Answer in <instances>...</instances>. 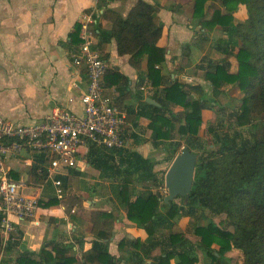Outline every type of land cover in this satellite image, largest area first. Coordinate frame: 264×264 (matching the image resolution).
<instances>
[{
    "label": "crops",
    "instance_id": "1",
    "mask_svg": "<svg viewBox=\"0 0 264 264\" xmlns=\"http://www.w3.org/2000/svg\"><path fill=\"white\" fill-rule=\"evenodd\" d=\"M137 1L0 0V114L5 118L19 124H34L42 121L55 106L69 107L81 113L79 97L81 90L86 88L87 76L85 72L82 74L81 89L75 87L71 52L79 44L73 42L72 34L77 23H82L88 14L95 18L91 24L94 44L108 62L109 70L115 69L129 78L127 84L120 82V85L114 77L109 76L108 81L105 78V93L127 115L128 146L122 152L93 145L81 146L77 165L56 174L63 180V198L56 196L50 178L41 183L32 174L35 161L32 150H23L20 155L7 159L6 166L13 177L23 178L26 183L23 192L38 197L42 203L33 217L10 216L15 229L9 239L12 236L18 239L10 246L7 240L0 264H17L22 254L41 261L40 250L44 244H48L50 250L54 244L65 245L67 253L81 261L83 252L91 249L96 231L102 229L111 231L109 252L117 260L120 258L121 264H126V259L134 254L143 261L130 259L128 264L151 263L152 259L146 258L138 247L127 243L120 246L127 238L143 242L148 238V232L129 219L118 198V185L123 182V171L127 167L135 171V162L139 159L136 155L153 162L151 172L160 182L165 181L174 159L167 158L162 146H154L150 118L139 112L144 100L160 106L157 98L162 97L161 89L174 81L204 85L202 72L207 63L202 61L204 57L220 59L223 56L213 42L225 34L220 26L211 33L204 32L193 17L194 0H146L157 5L155 20L163 24L158 45L166 49V62L160 66L164 83L154 87L147 75V56L140 64L132 63L130 54L118 52L114 38L99 43L95 29L96 25L111 29L115 15L126 16ZM211 15L212 11L208 12L207 7V17ZM234 16L236 22L244 21L248 16L246 5L240 4ZM112 79L114 82L110 84ZM192 97L198 96L192 94ZM172 108L181 110L180 106ZM211 113L210 109L203 110L204 117ZM135 174L136 180L130 186L136 192L151 189L166 196L160 190L161 186L150 180L140 181L138 173ZM53 197L58 198V203L44 205ZM97 212H106L109 218L95 219ZM105 219H110V225L104 226ZM179 224L183 227L181 220ZM160 251L156 248L152 255H159Z\"/></svg>",
    "mask_w": 264,
    "mask_h": 264
},
{
    "label": "trees",
    "instance_id": "2",
    "mask_svg": "<svg viewBox=\"0 0 264 264\" xmlns=\"http://www.w3.org/2000/svg\"><path fill=\"white\" fill-rule=\"evenodd\" d=\"M218 2L213 6L212 15L207 17L208 2ZM240 4H245L248 16L236 22L234 12ZM223 7V9H222ZM157 5L146 0H138L129 13H117L113 27L104 29L96 25L99 43L116 40L120 54H130L134 64H140L147 56L148 78L154 87L164 83L160 68L166 62V49L158 45L163 33V24L155 20ZM193 17L201 24L205 33H211L220 26L225 34L213 42V46L223 54L220 59L204 57L207 65L202 84L174 81L161 89V103L156 106L143 101L139 115L150 118L154 146L167 152L173 160L181 146L187 145L190 151L199 150L192 189L178 203L175 199L165 202V196L151 189L136 192L130 186L135 182V173L141 181L150 180L162 186L151 172L153 162L137 156L135 171L127 167L124 180L118 187V198L126 208L130 220L148 232L145 241L123 239L120 246L131 244L142 250L150 264H199L196 249L211 257L210 264H228L226 253L238 249L242 253L241 264H264V0H194ZM81 23H77L72 34L73 42L79 44ZM96 47H98L96 45ZM232 57L238 61L237 71H232ZM114 77L118 85L127 84L129 78L117 70H107L105 78ZM113 79L110 84H113ZM109 82H107L108 84ZM228 84L236 85L243 91L242 104L230 112V126L233 132H221L217 126L210 125L208 131L213 135L212 142H206L199 135L203 125V110L217 109L222 113L225 107L218 97L225 92ZM199 93L192 97V93ZM180 106V111L172 107ZM219 125H223L220 121ZM125 148L118 150L122 152ZM35 153L31 172L38 179H49L51 156L45 152ZM138 171V172H136ZM61 177V176H57ZM63 178V177H62ZM135 195V198H133ZM41 204V199H39ZM58 203L53 197L44 205ZM187 215L193 219L194 233L199 240H190L177 223V218ZM225 215L219 223L209 220L199 224L198 220ZM0 212V225L3 219ZM109 218L106 212H97L95 219ZM110 219L104 220V226ZM111 231H96V239L90 250L83 252L82 260L67 253V246L48 244L40 250L41 261L22 254L17 264H121L109 252L108 241ZM12 236L8 246L17 242ZM5 248L0 226V259ZM160 248L159 255L152 252ZM134 254L126 259L143 261ZM125 259V258H124ZM118 261V262H117ZM137 263V264H139Z\"/></svg>",
    "mask_w": 264,
    "mask_h": 264
},
{
    "label": "built area",
    "instance_id": "3",
    "mask_svg": "<svg viewBox=\"0 0 264 264\" xmlns=\"http://www.w3.org/2000/svg\"><path fill=\"white\" fill-rule=\"evenodd\" d=\"M95 18L84 16L81 23L80 43L71 52L75 87L84 82L79 100L82 111L55 106L44 119L34 124H19L0 114V212L4 245L14 231L11 215L20 218L33 217L40 206L39 198L25 194L23 178L16 179L6 166L8 158L16 157L23 150L45 151L51 156L49 178L58 198L64 196V184L56 174L62 169L75 167L81 146L93 145L109 150H120L128 146L126 131L127 115L110 96L105 93V75L108 62L94 44L91 29ZM72 100V99H70Z\"/></svg>",
    "mask_w": 264,
    "mask_h": 264
},
{
    "label": "rangeland",
    "instance_id": "4",
    "mask_svg": "<svg viewBox=\"0 0 264 264\" xmlns=\"http://www.w3.org/2000/svg\"><path fill=\"white\" fill-rule=\"evenodd\" d=\"M215 5L214 2H209L208 3V12L211 13L213 6ZM223 55V54H222ZM232 71H237L238 68V61L236 59V57H232ZM202 62H205L202 61ZM203 77L202 79L204 80V87L206 89L209 88V82L207 80H205L204 76H205V71L202 72ZM196 96H199V93H192ZM243 91L240 90V88L236 85H232V84H228L225 86V92L223 94H221L218 97L219 102L224 105L225 107V112L222 113L220 110L217 109H210L212 111L210 116H206L204 117L203 115V125L200 128L199 131V135L202 136V138L206 141V142H212L213 141V135L212 133H210L208 131V127L210 125H214L217 126V129L221 132H225V131H229V132H233L232 129H229L230 126V112H232L233 110H235L236 108H239L242 104V99H243ZM223 122V125H219V123ZM181 148L179 149V151H181ZM199 154V150L196 151ZM167 155V154H166ZM163 185L161 186V191L163 192V194H167L168 193V189L165 187V181L163 180ZM178 203L181 204V202H183L182 198H177L175 199ZM225 215H219V216H214L212 218H203L198 220L199 224H207L209 220H214L216 223H219V221L224 218ZM181 220L183 227L180 226L179 221ZM177 223L180 226V228H182V230L184 231L185 235L192 240L194 243L197 244L199 237L194 233V225L193 223V219L190 218L187 215H182L179 216L177 218ZM195 254L198 256V263L199 264H210L211 262V257L203 252L202 250H200L199 248L196 249ZM226 257H227V261L228 264H241L242 263V253L238 250V249H232L230 251H228L226 253Z\"/></svg>",
    "mask_w": 264,
    "mask_h": 264
},
{
    "label": "water",
    "instance_id": "5",
    "mask_svg": "<svg viewBox=\"0 0 264 264\" xmlns=\"http://www.w3.org/2000/svg\"><path fill=\"white\" fill-rule=\"evenodd\" d=\"M154 102L151 98L147 99ZM198 154L190 151L187 145L177 154L171 163L165 179V186L168 193L165 202L174 200L177 196H186L190 193L196 171Z\"/></svg>",
    "mask_w": 264,
    "mask_h": 264
}]
</instances>
